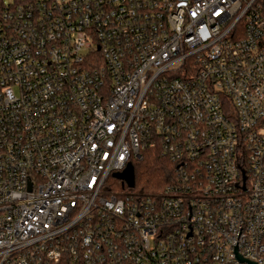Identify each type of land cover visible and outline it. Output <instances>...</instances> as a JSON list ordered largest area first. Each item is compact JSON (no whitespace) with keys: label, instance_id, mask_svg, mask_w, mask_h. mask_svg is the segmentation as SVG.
<instances>
[{"label":"built area","instance_id":"2783aa9c","mask_svg":"<svg viewBox=\"0 0 264 264\" xmlns=\"http://www.w3.org/2000/svg\"><path fill=\"white\" fill-rule=\"evenodd\" d=\"M154 148L171 184L110 189ZM236 246L264 264V0H0V264Z\"/></svg>","mask_w":264,"mask_h":264},{"label":"trees","instance_id":"16d2710c","mask_svg":"<svg viewBox=\"0 0 264 264\" xmlns=\"http://www.w3.org/2000/svg\"><path fill=\"white\" fill-rule=\"evenodd\" d=\"M175 164L160 149H147L134 163L135 187L140 192H156L171 184L175 177ZM121 188L127 186L121 183Z\"/></svg>","mask_w":264,"mask_h":264},{"label":"water","instance_id":"95a60500","mask_svg":"<svg viewBox=\"0 0 264 264\" xmlns=\"http://www.w3.org/2000/svg\"><path fill=\"white\" fill-rule=\"evenodd\" d=\"M114 178L120 180L123 182V184L125 186H127L130 189H133L135 187V169H134V165L129 164L128 167L121 173H115L113 175ZM235 256L238 259V261H246L249 264H258V262L256 261H251L248 259H245L243 257H241L239 251H238V247H235Z\"/></svg>","mask_w":264,"mask_h":264},{"label":"rangeland","instance_id":"374dc122","mask_svg":"<svg viewBox=\"0 0 264 264\" xmlns=\"http://www.w3.org/2000/svg\"><path fill=\"white\" fill-rule=\"evenodd\" d=\"M6 2H12L13 0H5ZM121 183L122 181L118 180V179H110L109 181V187L111 190L115 191V192H125L128 190H123L121 188ZM133 191H136V192H139L136 188L133 190Z\"/></svg>","mask_w":264,"mask_h":264}]
</instances>
